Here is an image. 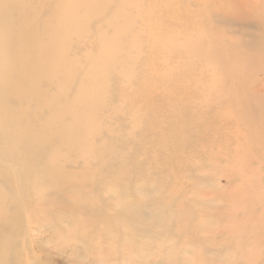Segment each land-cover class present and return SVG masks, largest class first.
<instances>
[{
  "label": "rangeland",
  "instance_id": "rangeland-1",
  "mask_svg": "<svg viewBox=\"0 0 264 264\" xmlns=\"http://www.w3.org/2000/svg\"><path fill=\"white\" fill-rule=\"evenodd\" d=\"M261 1L248 0L244 4L240 0H122L118 7L111 0V9L124 10L119 16L124 24L111 19L113 13L109 12L95 19L91 15L76 17L79 27L87 23L91 29L66 36L61 51L76 59L78 73H86V78L92 77L101 87L106 108L102 110L104 128L99 133L107 136L114 129L125 138L111 148L110 156L115 158L119 151L123 152L125 159L121 163L126 162L130 182L129 176L122 180L119 175L116 180L123 181L128 191H117L123 199L117 198L110 181L111 177L115 179V171L112 173L108 165L102 168L98 179L82 184L75 176L82 169L80 163L65 161L63 171L68 178L83 194L91 193L92 211L85 218L72 209L61 210L82 221L88 231L84 236L78 235L81 227H70L69 231L63 224L65 220L50 215H43L39 223L23 217L12 237L1 242L0 264H264V110L259 109L257 116L239 119L236 129L224 128L225 120L216 118L217 113L233 115L243 103L249 111L255 101L264 104V0ZM22 3L37 13L43 12L52 23L59 21L53 17L50 3ZM14 4L6 1L8 7ZM33 23L36 25L37 21ZM118 29L122 40H131L125 52H110L119 72L102 77L94 69L80 70V59L96 62L103 55L104 42L113 39L114 44L113 33ZM56 31L60 35L68 33L66 28ZM43 36L41 40L47 43ZM13 52L15 56L16 51ZM9 73V65L1 63L3 81ZM235 80L238 84L233 85L238 90L232 92L230 83ZM16 103L19 102L8 103L7 111L14 112ZM20 103L34 110L30 116L36 120L48 114V107L35 106L30 100ZM172 109L181 113V119L185 118L186 128L190 127L187 121H192L193 131L185 128L187 141L164 149L157 140V131L168 130L169 123L177 121ZM15 120L17 129L27 121L24 116H16ZM171 135L172 131L166 133V140ZM55 144L47 139L46 150L51 153ZM1 157L0 154V173L19 172V166L10 165ZM246 195L260 205L258 209L249 212L240 207ZM231 197L249 222L242 228L251 236H240L242 240H236L240 250L220 261L215 249L234 245V239L226 235L227 222L224 227H210L214 218L211 215L225 205L228 213ZM133 201L143 210V238L129 235L132 233L119 225L124 215L116 205ZM163 210L169 212L162 215ZM258 210L262 215L257 214ZM9 218L10 213L0 211L1 237ZM124 240L135 242L129 241L126 248L121 245ZM210 250L214 256L208 254Z\"/></svg>",
  "mask_w": 264,
  "mask_h": 264
},
{
  "label": "bare ground",
  "instance_id": "bare-ground-1",
  "mask_svg": "<svg viewBox=\"0 0 264 264\" xmlns=\"http://www.w3.org/2000/svg\"><path fill=\"white\" fill-rule=\"evenodd\" d=\"M6 1L11 0H0V64L6 62L9 65L10 73L5 77V81L0 75V154L4 161L6 160L13 166L17 165L20 169L17 173L12 171L13 174L7 175L3 171L0 173V211L3 214L10 213L9 220L4 224L2 237L0 235V245L2 240L6 241L12 237L14 229L22 224L20 222H23V217L25 220L39 223L42 221L43 215H50L51 218L65 220L66 222L63 224L69 228V231L70 227H81L76 233L84 236V232L88 231L83 228L86 227L84 223L75 217H68L61 208L72 209L76 211L77 215L87 218L86 213L92 211L90 200L92 195L80 192L79 188L68 178L63 171L65 161L80 163L82 169L75 176L82 184H88L87 182L90 180L98 179L101 176L102 168L108 165L112 173L113 171H115L114 174L117 173L113 174L115 179L112 177L110 179L112 190L115 193L128 191L124 182H118L116 179L119 175L122 180L124 176H129L130 182V174L127 171L126 162L121 163L125 159V156L121 154L122 151H119L118 157L110 156L113 155L111 148L113 149L125 138L114 129L107 136L102 137L99 133L104 128L101 124L104 117L102 110L106 108V100L104 95H101L102 92L100 93L101 87L96 85L92 77L86 78V73H78L75 69L76 59L69 58L67 53H63L61 49L66 36L91 29V27H87V23H83V26L79 27L76 22L77 16L91 15L95 19L109 12L113 13L111 19L114 18L116 22L121 21L124 24V21L119 18L124 14V10H119L116 7L111 9L109 7L111 0H43L45 3L53 5L52 15L59 19L58 22L52 23L46 14L41 11L38 13L36 10L33 11L32 8H29V4L22 3V0H12L15 2L11 6L14 7L13 9L6 5ZM115 1L114 5L117 3L119 7L122 0ZM240 1L244 4L248 2V0ZM257 1L262 2L261 0ZM14 14L15 17H12ZM36 21L35 25L33 22ZM40 28H43L41 33L39 32ZM59 28H66L68 33L66 35L58 34L56 29ZM43 34V39L48 40L47 43L41 40ZM121 34L119 29L114 31L113 45L112 38L110 43L104 42L103 55L96 62L80 59L82 61L80 70L83 67L89 71L94 69L97 71V75L102 77H109L115 72H119L116 63L110 57V52L111 50L125 52L131 45V40H122ZM99 35L107 37V34L99 33ZM99 45H101V41ZM6 49L16 51V55L14 56L13 51L6 53ZM11 54L12 57H6ZM9 58L10 60H8ZM236 83L238 84L236 80L230 83L232 92L238 90V87L233 85ZM43 85L53 86L54 89L49 91ZM228 87L225 90H228ZM239 91L242 92V90ZM233 95L237 97V92H234ZM27 100H30V104L35 106L48 107V114L38 120L32 118L30 115H34V110L20 103L22 101L26 103ZM11 102H19L16 103L14 112L9 109L7 111L8 103ZM254 105L255 107L249 111L243 103L241 107L235 109L233 115L224 116L217 113L216 118L218 121L225 120L224 128L236 129L240 124L237 122L239 119L250 117L252 114L257 116L259 109L264 110V104L255 101ZM172 112L177 121L169 123L170 129L157 131V140L164 149L170 145H183L187 141L184 132L185 118L181 119V113L176 109H172ZM16 116H24L27 119L25 124L18 129L16 128ZM262 121L263 119H260V122ZM187 122L190 127L186 129L193 131L192 121ZM206 127L209 126L202 128ZM170 131L173 132V135L166 140V133ZM47 139L56 143L51 153L46 150ZM90 144H94V146L88 147ZM132 144L134 143L132 142ZM106 147L108 148L104 149ZM61 150L62 154H60ZM131 153H133V148ZM105 154L109 156L105 157ZM117 194L119 195L117 198L122 200L121 192ZM246 199H248L247 203H245ZM242 200L244 206L242 204L240 207L247 208L249 212L260 206L251 202V195H246ZM146 202L150 203V200ZM137 204V201L126 202L123 206L117 204L116 209L124 215V220L119 222V225H123L124 230L132 233L129 235L141 236L146 232V227L142 226L143 210L141 212ZM29 208L30 210H28ZM31 208L33 209L31 210ZM130 209L131 212L128 213ZM216 209L218 210L211 215L215 219L212 218L210 227L220 224L224 227L227 222L226 235L234 239V245L224 247L223 250L215 249L218 252L216 257L223 261V258L231 255L230 252L240 250V246L236 245V240H242L240 236L250 239L251 235L244 232L242 228V226L245 227V223L247 225L249 222H246V218L241 215L242 211L237 207L233 197L228 202V213L227 205ZM165 211L163 210L161 214L165 215L169 212ZM154 212L158 215L157 211ZM257 214L262 215V212L258 210ZM106 218L108 219V217ZM81 223H83L82 226ZM108 230L111 232L110 229ZM73 232L70 234H74ZM106 236L108 233L104 238ZM257 237L260 238L261 235L258 234ZM129 241L135 242V240ZM129 241L124 240L121 245L129 248L131 244ZM195 245L198 246L197 243ZM212 251H208V254L211 255ZM2 255L3 252L0 249V260Z\"/></svg>",
  "mask_w": 264,
  "mask_h": 264
}]
</instances>
